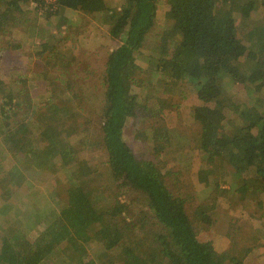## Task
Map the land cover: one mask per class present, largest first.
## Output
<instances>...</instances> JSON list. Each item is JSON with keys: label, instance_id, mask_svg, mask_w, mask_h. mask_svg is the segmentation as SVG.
I'll use <instances>...</instances> for the list:
<instances>
[{"label": "trees", "instance_id": "obj_1", "mask_svg": "<svg viewBox=\"0 0 264 264\" xmlns=\"http://www.w3.org/2000/svg\"><path fill=\"white\" fill-rule=\"evenodd\" d=\"M34 1L33 21L40 12L46 23L44 29L31 23L32 34L28 36L31 42L40 40L44 51L47 49V59H54L60 70L76 62L75 44H67L73 36L71 18L61 30H53L61 10H69L68 15L73 10L100 13L109 35L120 42L105 62L98 120L84 116L80 106L78 109L73 98L79 103L81 98L75 94L70 97V84L58 78H44L43 83L39 79L38 83L44 84V100L31 106L25 120L28 130L19 138L20 155L9 156L0 146V264H45L44 259L50 262L54 259L51 256L60 253L69 260L88 263L84 260L85 244L91 239L100 245L93 253V264H153L157 259L162 264H241L239 256L218 251L211 238L199 237L198 223H212L215 210L197 215L190 212L188 199L176 195L171 185L184 180L194 197L210 200L212 209L227 190L221 186L230 182L228 189L233 192L236 178L246 182L236 188L241 195L252 188L264 191V98L257 95L264 91V0H237V10L230 6L236 0H165L168 25L159 36L157 52L143 56L145 76L140 80V90L133 86L139 69L137 58L143 55L141 48L157 23L162 0H125L110 15L105 0ZM30 2L0 0V35L8 36L5 32L10 27L32 19L27 17ZM254 18L263 22L249 27L247 20ZM2 53L0 46V57ZM4 77L0 71V133L10 129V123L3 122L22 94L20 86H12ZM38 83L34 86H40ZM227 83L235 88L244 86L255 94L254 101L248 95L238 99L226 94ZM174 95L192 103L191 121L197 130L191 146L172 148L167 128H138L135 138L151 146V155L140 158L125 139L127 126L138 119L162 115L170 107L164 100ZM227 99L243 117L244 123L237 127L219 105L212 104L222 101L225 105ZM14 136L10 134L9 139L17 149L18 138ZM160 139L165 143L158 146ZM188 148L196 155L199 151L205 154L200 170L193 168L189 159L184 161L183 152ZM94 151L104 154L106 160L101 165L90 159ZM176 153L182 156L177 159ZM170 159L184 168L171 171ZM50 168L55 176L44 173ZM247 172L251 173L248 177ZM54 177L50 196L62 204V218L79 221L73 234L65 223H54L58 216L41 220L26 210L33 202L37 208L36 200L41 204L43 185ZM112 188L121 195L114 201L104 195ZM215 189L219 193L211 196ZM125 201L132 206L130 220L118 226L114 219ZM48 204L49 199L44 202V210ZM90 217L100 220L93 234L87 232V226L93 227ZM141 222L153 231L148 259L140 257V249L130 244L118 248L126 235L140 232ZM32 238L36 248L29 251H33L30 258L24 253L23 242ZM62 242L66 247L60 246ZM69 251L75 255H69Z\"/></svg>", "mask_w": 264, "mask_h": 264}, {"label": "rangeland", "instance_id": "obj_2", "mask_svg": "<svg viewBox=\"0 0 264 264\" xmlns=\"http://www.w3.org/2000/svg\"><path fill=\"white\" fill-rule=\"evenodd\" d=\"M124 1L125 0H105L108 6L107 14L110 15L111 12L116 13L121 8ZM239 4L240 2L237 0L230 2V6L234 10L238 9ZM34 9L35 1L32 0V2L27 5V17L32 19L10 27V29L5 32L6 34H9L8 36L0 35V46L3 48V53L0 57V71L5 74L3 79L8 81V83L12 86H20V89L22 90L21 97H19V100L15 102V106L12 111L8 112L9 118L3 122H9L10 129L0 133V146L9 156L18 157L20 155L18 150L22 146V141L19 138L28 130L27 125H25V120L30 115L31 106L40 100H44V92L42 90L44 84H42L43 86L39 84V79H42L40 83H43L44 78L50 81L58 78L59 80L62 79L65 85L70 84V89L72 91L70 97L72 98L71 95L75 94L78 98H81L80 103L76 97L73 98V101L77 104L78 109L80 106V109L83 111L81 112L84 116H88L94 121L98 120L100 117V108L103 99V86L101 84V78L105 68V62L110 50L115 48L120 42L119 38L116 39L109 35L108 27L102 23V16L100 13L94 12L91 14H83L79 11L73 10L70 15H68L69 10H66L65 14H59V17L54 22L53 30L55 33L58 32L64 25L67 24L68 19L71 18L73 26L71 28V33L73 36L72 39L68 40L67 44H75L76 48L73 55L76 58V62L74 61V65L70 66L68 69L60 70L58 64L53 62L54 59L52 61L47 59V49L44 51V48L40 44V40L36 39L35 42H31L33 39L28 36V34H32L29 26L31 23L35 22L38 29H44V24L46 23V20L40 12H37V17L33 21V13H35ZM166 13L167 6L165 5V0H162V5L158 10L157 23L149 32L147 40L141 48L143 55L139 54L137 58V65L139 69L137 70L133 80V86L136 90L141 89L140 80L145 76V73L142 71L145 66L143 56L147 54L154 55L157 52L159 36L161 35L164 27L168 25V21L165 17ZM262 22V20L257 18L248 19L247 25L251 27L254 24ZM48 32H50V30H48ZM45 34L47 33L45 32ZM14 46L17 47L10 50V47ZM35 83H38L40 86H34ZM234 86L235 85L233 83H227L225 86L226 94H231V96L233 95L238 99H243L245 98V95H248V98L252 97L251 101H254L255 94L251 95L252 93L245 89L244 86L238 88H235ZM257 95H259L260 98H264V91L257 93ZM168 98L169 99H165L164 102L169 103L170 107L168 110L164 109L162 115H152L147 118L138 119L126 128L125 139L135 154L140 158H148L151 155V146L148 142L140 141L135 138V132L139 129L144 130V128L149 127L167 128L169 130V141L172 144V148L176 146L179 147L181 145L186 146L185 144L191 146L192 144V134L195 130H197L196 123L191 121L190 106L192 103L182 101V99L177 95L170 96ZM229 103L230 100L227 99L225 105L222 101H214L212 104L216 106L219 105L227 117L232 118L237 127V125L243 124L244 120L243 117L236 111L237 106H233ZM12 133L15 134L14 137L18 138L16 140L17 149L14 147V142H12L11 138L9 139V136ZM164 143L165 141L160 139L157 141L156 145L160 146ZM183 155L184 161L187 162V159H189L193 168L200 170V167L203 166L201 163H203L205 159L204 153L199 151L196 155L193 150L188 148L183 152ZM175 156L179 159L182 155L176 153ZM90 159L92 162L101 165V162L105 159V157L101 151H94L91 152ZM177 159L176 162L178 161ZM71 160L74 161V158H71ZM172 162L175 161L172 159L168 160V168L171 171H177L180 168H184V165H181L180 163L173 164ZM20 163L21 162H17V165H20ZM7 165L10 166L8 163ZM52 171L53 169L50 168L44 173H46V176L48 177L55 176L57 173ZM102 171H105L103 173L107 176L106 169L103 168ZM250 174V172H247L246 176L248 177ZM184 176L186 179L185 172ZM55 181L56 177L51 178L50 181L43 185V189L41 190L42 195L40 197L41 204L39 203V200H36L38 204L37 208H35L36 203L33 202V204L29 205V209L26 210L32 211L33 213H31V215H34L35 213L41 220H44L46 217L51 218L58 216L54 223H60V225L65 223L70 230V233L73 234V228L74 226L79 225V221L62 218V212H59V208L62 204L60 202L53 201L50 196V190L54 186ZM237 181L238 178H236L234 181L235 183H233V185H236V188H240L241 185L246 183L244 180H239V184H236ZM230 184L231 183L229 182L227 185L223 184L221 186L227 190L221 193L222 196L219 195V201H217L218 205H216L214 209H212V203L210 204V200L205 199L200 201V199L198 200L194 197L193 193L187 186L188 184L186 185L184 180L177 182V184H172L171 189L176 195L184 198L186 197L188 199L187 207L190 212L195 213L196 215L197 212L200 213L201 211L209 212L211 210H215L216 215L212 217V219H214L212 223H198L200 226V228L198 227V233L201 239L211 238L218 251L222 249L223 252H227V256H239L238 258H240L241 264H264V191H256L255 188H252V190L241 195L239 189L236 190V188L233 192H229L228 185ZM238 185L240 186L238 187ZM253 186L256 187L258 185L254 184ZM12 189V192H15L16 189L13 187ZM218 193L219 189H215L210 193V195L215 196ZM104 195L109 196L113 199V201L118 197H121V195L114 188L110 190L108 189ZM125 198L129 197L125 196ZM48 199L50 200V204H48L44 210V202L46 203ZM259 202H261V206L259 205ZM124 204L125 205L122 206L121 213L114 219V223L118 226L125 223L127 219L130 220V204L127 201H125ZM89 220L91 222L93 217H90ZM99 221L100 220L98 219L97 221L93 220L92 226L94 228L92 227L91 229L87 226V232L90 231V234H93L94 230L97 226H99ZM131 221L135 222L133 218H131ZM138 225L140 227V232L134 231L126 235L122 239L118 248L122 249L126 245L130 244V247L140 249V257L148 259L150 258L149 250L154 243L152 240L153 235L151 234L153 231L149 229L146 223L141 222ZM41 230L39 228L40 232ZM2 235L3 233L0 232V240L2 239ZM33 240L34 239L32 238L31 240H24L23 242V248L25 250L24 253H26L27 257L30 258L34 248H36V241ZM97 242V240L91 239L85 244L86 259L84 260L88 263H84V261L69 260V257L67 259V257L62 256L61 253L57 256H51L54 259L50 262H48L47 258L44 259L43 263L47 261L45 264H93V253H96L97 249L100 247ZM60 246L66 247V242H62ZM248 247H250L251 251H247L249 250ZM32 248L33 251L29 252ZM68 254L75 255L73 251H69ZM108 255L114 256V253L108 252ZM228 259L229 258H226L227 261H229ZM153 264H162V262L157 259V261Z\"/></svg>", "mask_w": 264, "mask_h": 264}, {"label": "crops", "instance_id": "obj_3", "mask_svg": "<svg viewBox=\"0 0 264 264\" xmlns=\"http://www.w3.org/2000/svg\"><path fill=\"white\" fill-rule=\"evenodd\" d=\"M65 12H66V10L64 9V10H61V12L59 11V14H61V13H64L65 14ZM61 16H63V15H61ZM58 17H59V15H58ZM236 184H238V181L236 182ZM199 210V209H198ZM221 251H223L222 249H220V252Z\"/></svg>", "mask_w": 264, "mask_h": 264}, {"label": "built area", "instance_id": "obj_4", "mask_svg": "<svg viewBox=\"0 0 264 264\" xmlns=\"http://www.w3.org/2000/svg\"><path fill=\"white\" fill-rule=\"evenodd\" d=\"M48 1V0H47Z\"/></svg>", "mask_w": 264, "mask_h": 264}]
</instances>
